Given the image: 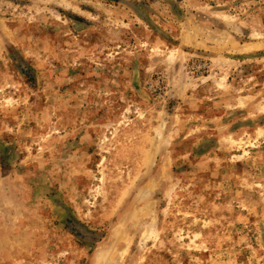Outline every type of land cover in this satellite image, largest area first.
<instances>
[{"label":"rangeland","instance_id":"374dc122","mask_svg":"<svg viewBox=\"0 0 264 264\" xmlns=\"http://www.w3.org/2000/svg\"><path fill=\"white\" fill-rule=\"evenodd\" d=\"M0 264H264V0H0Z\"/></svg>","mask_w":264,"mask_h":264}]
</instances>
